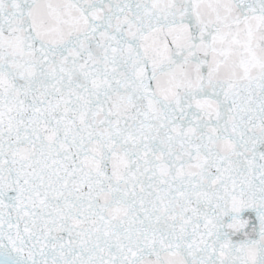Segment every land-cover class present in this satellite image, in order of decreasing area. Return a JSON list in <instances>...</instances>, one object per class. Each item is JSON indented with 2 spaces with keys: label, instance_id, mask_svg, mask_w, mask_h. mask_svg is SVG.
Wrapping results in <instances>:
<instances>
[{
  "label": "snow or ice",
  "instance_id": "1",
  "mask_svg": "<svg viewBox=\"0 0 264 264\" xmlns=\"http://www.w3.org/2000/svg\"><path fill=\"white\" fill-rule=\"evenodd\" d=\"M0 264H264V0H0Z\"/></svg>",
  "mask_w": 264,
  "mask_h": 264
}]
</instances>
